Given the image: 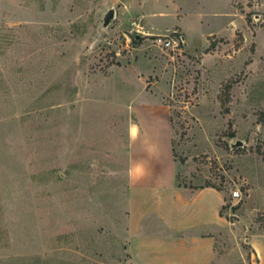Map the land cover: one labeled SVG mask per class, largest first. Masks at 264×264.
Wrapping results in <instances>:
<instances>
[{
    "label": "rangeland",
    "instance_id": "1",
    "mask_svg": "<svg viewBox=\"0 0 264 264\" xmlns=\"http://www.w3.org/2000/svg\"><path fill=\"white\" fill-rule=\"evenodd\" d=\"M157 101L176 182L223 190L222 252L264 264V0H0V264H128Z\"/></svg>",
    "mask_w": 264,
    "mask_h": 264
},
{
    "label": "crops",
    "instance_id": "2",
    "mask_svg": "<svg viewBox=\"0 0 264 264\" xmlns=\"http://www.w3.org/2000/svg\"><path fill=\"white\" fill-rule=\"evenodd\" d=\"M155 109L158 116L129 129L128 264H232L221 249L228 230L224 192L176 182L169 113L158 101ZM250 244L260 254L255 239Z\"/></svg>",
    "mask_w": 264,
    "mask_h": 264
},
{
    "label": "built area",
    "instance_id": "3",
    "mask_svg": "<svg viewBox=\"0 0 264 264\" xmlns=\"http://www.w3.org/2000/svg\"><path fill=\"white\" fill-rule=\"evenodd\" d=\"M157 40L163 45L170 47L171 49L178 48L180 43V41L177 38H172V37L158 38ZM232 196L238 198L240 196L239 191L234 190L232 192Z\"/></svg>",
    "mask_w": 264,
    "mask_h": 264
},
{
    "label": "water",
    "instance_id": "4",
    "mask_svg": "<svg viewBox=\"0 0 264 264\" xmlns=\"http://www.w3.org/2000/svg\"><path fill=\"white\" fill-rule=\"evenodd\" d=\"M113 16H114V9L113 8L108 9L103 16L102 26L106 27L109 24L110 20L113 18ZM138 37L139 36L137 35L136 38H138ZM241 144H242V142L237 140L234 143H232V147H237V146H240Z\"/></svg>",
    "mask_w": 264,
    "mask_h": 264
}]
</instances>
